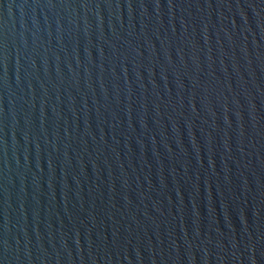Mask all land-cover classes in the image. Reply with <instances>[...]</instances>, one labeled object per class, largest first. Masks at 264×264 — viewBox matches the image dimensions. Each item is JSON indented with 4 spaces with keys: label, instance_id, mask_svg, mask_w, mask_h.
<instances>
[{
    "label": "water",
    "instance_id": "obj_1",
    "mask_svg": "<svg viewBox=\"0 0 264 264\" xmlns=\"http://www.w3.org/2000/svg\"><path fill=\"white\" fill-rule=\"evenodd\" d=\"M0 264H264V0H0Z\"/></svg>",
    "mask_w": 264,
    "mask_h": 264
}]
</instances>
